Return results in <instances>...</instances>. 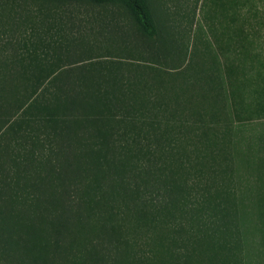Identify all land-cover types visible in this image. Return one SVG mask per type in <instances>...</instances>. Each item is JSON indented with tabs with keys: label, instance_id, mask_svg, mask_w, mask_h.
Masks as SVG:
<instances>
[{
	"label": "rangeland",
	"instance_id": "1",
	"mask_svg": "<svg viewBox=\"0 0 264 264\" xmlns=\"http://www.w3.org/2000/svg\"><path fill=\"white\" fill-rule=\"evenodd\" d=\"M219 2L229 7L228 0H145L151 21L146 31L121 1L98 6L88 0H0V55L16 52L19 36L29 30L49 35L74 16L95 27L94 15H113L115 33L105 26L88 28L83 57L104 60L113 79L127 78L132 90L127 114L142 122L158 120L164 144L172 142L182 158L232 170L241 242L169 205L167 196L137 191L133 178L98 180L84 171L72 178L64 195L54 176L51 116L40 110L41 102L54 100L32 98L30 84L15 79L0 96V178L13 199L12 214L34 219L41 246L8 245L16 236L7 230L0 264H264V228L256 218L257 204L264 205V189L257 184L261 175H256L264 163V119L257 111L262 94L254 90L264 79V29L246 1L241 21L252 59L240 73L246 79L243 113L252 119L236 121L227 93L219 90L228 84L224 65L232 57ZM61 213L63 227L57 223Z\"/></svg>",
	"mask_w": 264,
	"mask_h": 264
},
{
	"label": "trees",
	"instance_id": "2",
	"mask_svg": "<svg viewBox=\"0 0 264 264\" xmlns=\"http://www.w3.org/2000/svg\"><path fill=\"white\" fill-rule=\"evenodd\" d=\"M88 1L98 6L115 5L121 1L131 8L146 31L151 28L145 0ZM219 4L221 13L227 16V40L231 43L227 50L232 54L224 65L228 84L219 90L227 93L235 120L246 122L252 117L243 113L242 92L246 79L240 70L252 58L244 43L246 26L241 16L245 14L247 5L248 11H253L258 27L264 29V0H228V10L223 3ZM74 17L59 22L64 28L55 29L49 35V32L38 34L35 29V32L29 30L22 33L17 40L16 52L0 55V96L8 93L13 80L21 79L30 84L29 96L34 95L32 98L40 100L50 95L54 100L51 103L41 102L40 110L51 116L52 135L57 142L54 176L63 194L68 197L72 178L84 171L98 180L117 178L123 182L133 178L137 191L144 188V191L149 189L157 197L167 196L169 205L181 206L186 212L194 214L197 221L230 232L239 244L238 222L241 215L235 196L237 187L232 184V170L229 172L224 167L217 170L198 159L182 158L172 142L164 144L165 134L160 131L158 120L151 118L142 122L140 117L127 114L131 100L127 95L132 91L127 78H111L103 67L104 60L84 58L82 50V46L86 45L84 38L88 28L90 31H100L105 26L110 32H116L114 16L104 17L97 13L94 15L97 26L88 28L81 23L82 20L76 22ZM16 25L19 27L21 23ZM47 35L50 39H46ZM16 38L17 35L15 41ZM215 41L221 48V39L216 38ZM8 43L13 44V41ZM49 45H54L52 50L47 48ZM57 49L63 51L56 52ZM254 86V90L262 94L258 118L264 119V79L262 87ZM256 175H261L257 184L264 189V163L257 168ZM4 189L0 178L2 238L7 230L15 232L13 236H16V240L9 239L8 245L25 243V246L37 249L41 243L34 219L26 216L25 221L18 220L17 215L12 214V196L6 194ZM256 211L257 221L264 228V205L258 203ZM57 219L58 225L63 227V213ZM44 259L53 263V257L45 256Z\"/></svg>",
	"mask_w": 264,
	"mask_h": 264
},
{
	"label": "crops",
	"instance_id": "3",
	"mask_svg": "<svg viewBox=\"0 0 264 264\" xmlns=\"http://www.w3.org/2000/svg\"><path fill=\"white\" fill-rule=\"evenodd\" d=\"M1 236H2V235H1V233H0V241H1V239H2ZM0 245H1V242H0Z\"/></svg>",
	"mask_w": 264,
	"mask_h": 264
}]
</instances>
